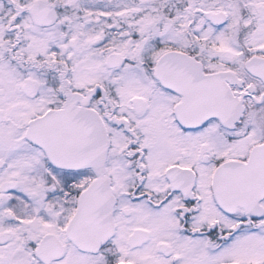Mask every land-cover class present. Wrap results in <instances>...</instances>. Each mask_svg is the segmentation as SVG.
Returning a JSON list of instances; mask_svg holds the SVG:
<instances>
[{
  "label": "snow or ice",
  "instance_id": "1",
  "mask_svg": "<svg viewBox=\"0 0 264 264\" xmlns=\"http://www.w3.org/2000/svg\"><path fill=\"white\" fill-rule=\"evenodd\" d=\"M0 264H264V0H0Z\"/></svg>",
  "mask_w": 264,
  "mask_h": 264
}]
</instances>
